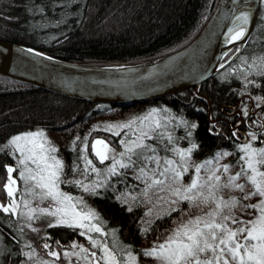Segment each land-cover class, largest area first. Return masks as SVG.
<instances>
[{"label":"trees","instance_id":"1","mask_svg":"<svg viewBox=\"0 0 264 264\" xmlns=\"http://www.w3.org/2000/svg\"><path fill=\"white\" fill-rule=\"evenodd\" d=\"M216 3L217 0H0V41L25 45L69 63L104 67L151 63L190 43L208 20ZM235 50L236 47L231 49L222 63ZM262 56L264 9L260 2L252 33L240 53L216 75L200 84L197 92L189 88L131 105L96 104L0 78V148H3L0 151V205L8 202L3 188L7 178L5 165L16 166L19 156L7 147L12 137L36 131L47 133L55 143L56 155L64 165L63 171L69 172L66 175H75L78 169L72 170L73 165L82 154L79 149L72 150V141L77 136H86L82 144L93 163L109 168L111 159L101 163L92 154L94 138L106 140L116 149L118 156L124 149L120 141L128 142L134 137L123 134V131L112 135L98 129V122L120 120L149 109H162L161 114L168 117L170 135L177 148L196 145L190 157L193 166L205 164L208 160L213 162L226 152L230 170L240 171L242 162L239 157L242 153L238 147L245 142L238 141L230 131V127L238 122L237 115L232 113L238 109L244 121L258 124L254 121L255 116L247 112L246 97L254 102L264 101V74L259 69L258 74L238 78L229 71L241 57L255 58L254 66L259 67V57ZM256 117H264V113L259 112ZM216 118L221 120L209 121ZM193 124L195 128L191 127ZM148 137L144 144L155 151H147L145 155L157 154L162 161L165 143L161 141L164 139H160L158 131ZM259 139L256 138V145ZM80 140L83 142L84 137ZM133 160H136L135 156ZM144 160L141 158L128 168L117 166L116 175L105 170L96 182L100 186L84 191L83 198L100 217L99 226L105 235L93 232L98 242L111 246L115 239L137 256V264H152V258L147 260L142 255L141 246L152 238L162 239L178 222L193 214L198 205L182 203L144 230V208L137 203L143 186L140 168L148 171ZM13 176L17 177L16 172ZM88 176L89 181L95 177L92 172ZM17 181L21 185L22 181ZM49 225H45L40 236L35 237L32 224L25 216L0 209V264H41L44 245L67 247L83 243L89 253L98 252V248H92L86 241V236L80 235L82 230L79 228ZM33 250L34 256L29 259L25 253Z\"/></svg>","mask_w":264,"mask_h":264},{"label":"snow or ice","instance_id":"2","mask_svg":"<svg viewBox=\"0 0 264 264\" xmlns=\"http://www.w3.org/2000/svg\"><path fill=\"white\" fill-rule=\"evenodd\" d=\"M236 19L240 21V24L229 30V42L243 40L247 34L242 25H247L248 15L241 14ZM259 60L260 72L264 74V56L259 57ZM245 62L247 61L245 60ZM257 99L260 100L259 97ZM164 111L166 112L167 109ZM156 113L157 110L153 109L147 116L140 118L141 123L151 121L155 128L161 127L160 120L155 118ZM135 123L136 120H132L125 124L109 125L108 128L113 130L114 135H119L120 133L116 129H131ZM182 123L186 124L187 122ZM191 127L195 128L196 125L193 124ZM250 135H252L253 140H256L255 134ZM146 137H148V133L141 129L140 135L135 140L131 142L121 140L120 143L124 145V151L119 153L120 159L117 158L114 150L104 140H96L92 145V149L101 163L108 159L113 161L111 167L107 169L109 174L116 175L118 174L117 166L122 169L128 168L143 158L155 162L157 167L161 169L158 174L162 179L153 178L148 188L163 185L166 180H171L174 184H180L183 174L188 171V161L196 145L193 144L186 151L174 149L179 157V163L164 158L163 164H161L160 159L155 155L151 157L145 155L147 151H155L150 145L144 144ZM168 139L171 143V136ZM7 147L14 152H18L20 158L16 166L5 165L7 178L3 188L7 193L8 202L6 206L0 205L3 212L15 214L17 209L20 208L21 203L16 199V192L19 190L17 180H20L24 186L22 193L24 197H38L41 202L51 200L55 205V208H33L31 207V200L25 198L22 203L27 212H21L20 215L26 216L28 220H32L37 214L55 217V225L50 224L49 226L79 228L82 230L80 235L87 236L91 247L99 248L101 252V255L97 257L95 252L89 253V250L83 246L73 244V248H79V253L65 252V258L75 254L78 258H82L86 264H92V260H95L97 264H100L101 261L102 264H137L136 256L125 246L119 245L115 239L112 245L109 246L107 243L98 242L87 235L92 232L105 235L101 227L98 226L101 223L100 217L91 209L87 211L77 210V204H82V201L74 203L73 201L76 198L60 190L64 165L54 155L57 149L50 144L43 131L16 135L7 142ZM0 151H3V148H0ZM240 152L243 153L239 157V161L243 162L241 170L234 176H228L223 185L220 183L221 176L217 175L220 171L219 168L211 171L206 180L199 176L201 168L212 163L211 160H208L205 164L195 166L197 175L191 179L190 183L172 190V194L178 199L186 200L192 204H197V202L207 204L211 201L215 204V208L205 217H196L180 225L165 242L145 250L142 255L154 258L158 264H264V147L245 144L240 148ZM220 155L226 156L229 154L223 153ZM220 155L216 157L217 161ZM133 156L136 157V160H133ZM125 157L128 163L124 162L123 158ZM85 160L86 165L91 167V160H87L86 157ZM31 165H34V167ZM85 170L87 171V167ZM229 170V165L223 166L224 173H228ZM92 171H96L95 167H92ZM14 172L18 173L16 178L13 177ZM152 172L155 176L156 170L153 169ZM140 175L147 176V172L143 167L140 168ZM241 178L246 179L253 189L251 193H246L243 199H249L252 196L261 198L258 204L243 205L244 208L255 209L258 213L254 219L248 221L224 215V209H232L240 202L235 199L225 201L216 195L221 187L234 188L243 192L245 185L237 183ZM70 183H75L83 187L85 191H89V186L84 185L82 181H70ZM148 188L144 190L145 194ZM94 220L97 223H93ZM229 221L238 226L235 228L230 227ZM113 236H115L114 233ZM45 247H48V245H45ZM120 253H125V255ZM25 255L32 259L34 250L25 253ZM49 255L59 259L56 252H50ZM89 256L92 260L89 259ZM41 264H48V262L42 261Z\"/></svg>","mask_w":264,"mask_h":264},{"label":"water","instance_id":"3","mask_svg":"<svg viewBox=\"0 0 264 264\" xmlns=\"http://www.w3.org/2000/svg\"><path fill=\"white\" fill-rule=\"evenodd\" d=\"M261 0H217L208 20L183 48L143 64L104 67L69 63L28 46L0 41V78L96 104L131 105L193 88L216 75L252 33ZM249 17L246 37L229 42L230 29ZM236 50L224 63L226 54ZM210 122H213L210 120Z\"/></svg>","mask_w":264,"mask_h":264},{"label":"rangeland","instance_id":"4","mask_svg":"<svg viewBox=\"0 0 264 264\" xmlns=\"http://www.w3.org/2000/svg\"><path fill=\"white\" fill-rule=\"evenodd\" d=\"M261 3H262V7L264 9V0H261ZM254 59L249 60L246 57H241V59L236 60V62L233 65V68L229 71V73L234 74L238 78H243V77L248 76V75L256 74L259 71V67L254 66L256 64L253 62ZM245 60L247 62H245ZM259 64H260V62H258V65ZM152 110L153 109H149L146 112H144V111L143 112L142 111L135 112V113L131 114L129 117H126V118H123L120 120H116V121H113L111 119L109 121H104V122L100 121V122H98L99 123L98 129L99 128L104 129V130L110 132L112 135H114L113 130H110L108 128L109 125L125 124V123H129L132 120H136V123L132 126L131 129H129V128H124L123 130L122 129H116V131H119V133H121L123 131L122 132L123 134H129L130 136L134 137L133 139H131L128 142L135 140L137 138V136L140 135L141 129H143V131L147 132L148 135H151V136H154V132L158 131L160 139L161 138L164 139L163 141H161L162 144L165 143V146H163L165 149L164 158L172 159V160L177 161V163H179V157L176 155V153L174 151V149H179V148H177V146H175L174 141H172L171 143L169 142L168 137L171 136V138H172V135H170V133L172 131H170V123H169L168 117H165L164 115L161 114L162 109H156L157 113H156V117H155L156 119L160 120L161 127L155 128L151 121H143V123H141L140 118L147 116ZM123 134H122V136H123ZM45 137L47 138V140L50 142V144L52 146L56 147L52 138H50V136H48L47 133H45ZM82 137H84L83 142H81V140H80ZM160 139H158V141H160ZM96 140H103V139L94 138V140L91 143L92 154H94L93 149H92V145L95 143ZM259 140H260L258 142L259 144L256 145L257 141L253 140L252 136H250L249 139L244 141L245 143H242L241 145H239L238 148L240 150V148L245 144H252L254 147H264V138H261ZM85 141H86L85 135L77 136L76 139L74 141H72L73 142L72 143V150L75 151V150L79 149L82 152V154L78 155V159H77V161L80 162V164L76 161V164L73 165L74 168L72 170L78 169L76 171L75 175H66L69 172L63 171V175H66V176L61 177L60 190L64 193L76 198L73 201L74 203L76 201H82V204L81 203L77 204V210L83 209V210L87 211L88 209H91L94 211V209L90 206V204L83 198L84 197L83 192L85 191L83 189V187L78 186L75 183H70V181H82L84 185L89 186V190H92V189H95L97 186L98 187L100 186L99 184H96V182L99 181V178L102 177L101 175H103L102 173L105 172V170L107 172L108 166L103 167L104 168L103 169V168L98 167L96 164L93 163L89 152L87 151L86 147H84V145L82 144V143H85ZM104 141L109 145L110 148L113 149V146H111L110 143H108L106 140H104ZM155 142H157V141H155ZM187 149L188 148L181 149V150L186 151ZM123 151H124V149L122 151H120L119 153H121ZM114 152L116 154L118 153L116 151V149L114 150ZM223 153H226V152H222L221 154H223ZM18 155L19 156L17 157V159L20 158L19 153H18ZM54 155L56 156L57 159H59L58 156L56 155V153H54ZM241 155H243V153ZM155 156L158 157L160 159L161 164H163L164 158L161 161V158L159 157V155L156 154ZM85 157L87 158V160H91V162H92L91 167L86 165ZM149 157H151V156H149ZM117 158L120 159L121 157L118 155ZM97 160H99V159L97 158ZM123 160L125 163L127 162L126 157L123 158ZM216 160L213 161L211 164L205 165V167H202L201 171L199 173V176L201 178H203L204 180H206L207 177L211 174V171L219 168L220 171L217 173V175L221 176L220 183H221V185H223L226 182L228 176L236 175V173L239 172V170H237L235 172L232 170H229L228 173H224L223 172V166L227 165L226 156L220 155L219 160L218 161H216ZM111 163H113V161L109 162V166L111 165ZM144 163H145L144 165L146 167H148V171H147V176H141L143 186L139 190L140 193H139V199H138L137 203H140L142 205V207L144 208V218H143V222H142V228L144 230H148L149 227L152 225V223L158 217H161V216L169 213L172 210H176L180 206V204H182V203L192 204L186 200L178 199L176 196H174L172 194V190L176 187H181L182 185H187L188 183H190L191 179H193L197 174L195 172V166L196 165H194V166L192 165V160L190 158L188 161V171H187V173L183 174V178H182L180 184H174V183H172L171 180H166L163 185H157V186H153L151 188H148V185L151 184V181L153 178L162 179V177H160L158 174L161 169L158 168L156 163L153 161L144 160ZM199 165H201V164H199ZM31 166L34 167V165H31ZM86 167H87V171L85 170ZM92 167H95L96 171H92ZM153 169L156 170L155 176H153V172H152ZM90 172H92V174L95 177L89 181L88 175ZM17 174L18 173L16 172V175ZM14 178H16V177H14ZM103 178H105V177H103ZM86 179H88V180H86ZM237 183L245 185L243 192H241L240 190L234 189V188L221 187L220 190L216 193V195L219 198H221L225 201L235 199L236 201L240 202L236 207H234L232 209H224V215L234 216V217H237L238 219L244 220V221L254 219L258 215L257 211L255 209H246L244 207H241V204H243V205H255V204L260 203L261 198L258 196H252L249 199H243L245 194L251 193V191L253 189L251 188V186L247 183L246 179H244V178H241L239 181H237ZM17 188L19 190L16 192V199L18 202L21 203V206L19 209H17V212L15 214L13 213L14 215H18L21 212H27V209H25L23 207V203H22V200L25 198L31 200V207H33V208H38V209L39 208H45V207L55 208V205L52 203L51 200H44L43 202H41L38 197L37 198H33L31 196L24 197L22 195V193L24 191L23 182H21V185H19L18 181H17ZM146 188H148V191L145 194L144 190ZM205 191H206V189H205ZM128 196L131 197L130 194ZM6 205L7 204H5V206ZM197 205H198V207L196 210H194L195 212L193 214L186 216L187 218H183L184 221L178 222V224L173 227V230L170 233L164 235V237H162V239L159 240L158 238H152L150 240H147V242L143 246H141V253H143L147 249H151L154 245H158V244L165 242L166 239L170 235H172L173 231L176 228H178L180 225L185 224L190 219H194L196 217H205V216H207V214L209 212L213 211L215 208V204L212 203L211 201H209V203H207V204L197 202ZM246 213H251L252 215L251 216L246 215ZM29 222H30V224H32L33 235L35 237H39L40 236L39 234L42 233L43 227L47 224H55L56 219H55V217H51L48 215L37 214V216H35L32 220H29ZM93 223H97V221L94 220ZM228 223H229V226L232 228H235L238 226V225L232 224L231 221H229ZM98 234L100 235V233H98ZM87 235L91 236L93 239L98 241L96 236H94L93 232L88 233ZM86 241L88 243H90L88 238L86 239ZM74 244L79 245V246L84 245L83 243H74ZM72 245H69L67 247L64 245L60 246V247H52V246L51 247H45L43 249L44 250V256L40 262L47 261L48 264H86V262L82 258H78V256L75 254L69 258H65V256H64L65 252L79 253V248L78 247L73 248ZM97 250H98L97 253H96V250H94L92 252H95L96 256L99 257L101 255V252H100L99 248ZM50 252H56L59 256V259H57L53 256H50L49 255ZM80 255L82 256L83 254H80ZM144 257L148 258L147 260H149V258H152V257H147V256H144ZM89 259L92 260L91 256H89ZM136 259L138 262L137 256H136ZM152 261H153L152 264H158V262L154 258H152ZM92 264H97V262L95 260H92ZM100 264H102V261L100 262Z\"/></svg>","mask_w":264,"mask_h":264},{"label":"flooded vegetation","instance_id":"5","mask_svg":"<svg viewBox=\"0 0 264 264\" xmlns=\"http://www.w3.org/2000/svg\"><path fill=\"white\" fill-rule=\"evenodd\" d=\"M243 97L239 100L238 104L242 102ZM246 100L248 101L247 112L251 116H255L254 121L258 122V124L255 125L254 122L248 124L246 121H244L241 115V111L238 109H235L232 113V115L234 114L237 115L238 122L233 127H230V124L226 121V123L230 127V131L233 132L236 139L238 141H243V142L249 139L250 136H252L250 134H255L256 138H264V117H256L257 113L259 112L264 113V101L254 102L248 96L246 97ZM244 105H246V103Z\"/></svg>","mask_w":264,"mask_h":264},{"label":"bare ground","instance_id":"6","mask_svg":"<svg viewBox=\"0 0 264 264\" xmlns=\"http://www.w3.org/2000/svg\"><path fill=\"white\" fill-rule=\"evenodd\" d=\"M210 120H211V119H209V121H210ZM219 120H221V119L216 118V119L211 120V121H213L212 123H214V122H217V121H219Z\"/></svg>","mask_w":264,"mask_h":264}]
</instances>
